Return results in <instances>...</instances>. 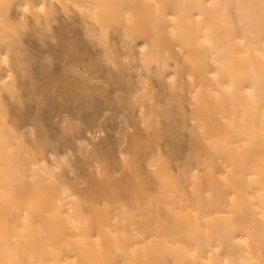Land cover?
I'll return each instance as SVG.
<instances>
[{
    "label": "bare ground",
    "instance_id": "obj_1",
    "mask_svg": "<svg viewBox=\"0 0 264 264\" xmlns=\"http://www.w3.org/2000/svg\"><path fill=\"white\" fill-rule=\"evenodd\" d=\"M0 264H264V0H0Z\"/></svg>",
    "mask_w": 264,
    "mask_h": 264
}]
</instances>
